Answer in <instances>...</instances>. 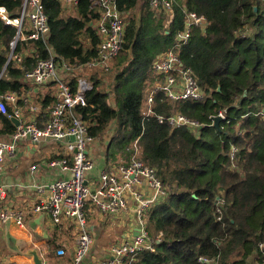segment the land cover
I'll use <instances>...</instances> for the list:
<instances>
[{
	"label": "trees",
	"instance_id": "trees-1",
	"mask_svg": "<svg viewBox=\"0 0 264 264\" xmlns=\"http://www.w3.org/2000/svg\"><path fill=\"white\" fill-rule=\"evenodd\" d=\"M21 3L0 0L12 16ZM118 6L128 18L123 49L113 59L111 93L94 74L86 105L76 112L87 122L89 135L107 145L102 156L106 164L116 162L119 153L128 156V164L136 153L166 189L163 200L145 216L153 251L140 252L133 264H251L259 258L257 243L264 240V0H175L170 22L150 8L149 0H119ZM44 11L50 28L47 44L55 54L69 64L96 59L100 40L93 25L98 13L88 0H79L66 10L70 13L58 1L46 0ZM185 11L206 23L204 29L191 27L187 45L177 53L204 99L172 101L156 92L153 114L145 117L146 79H159L152 74V62L184 30ZM15 35L16 29L0 20V95L20 93L26 87L25 72L36 64L29 56L20 65L7 63ZM25 49H36L41 58L47 54L41 41L18 43L14 52ZM51 102L47 95L40 104L45 109ZM11 112L8 107L7 114L0 113L2 139L16 130ZM220 113L225 119L217 130L212 119ZM173 114L202 127L195 134L157 119ZM231 146L237 149L233 160ZM217 198L223 201L219 206Z\"/></svg>",
	"mask_w": 264,
	"mask_h": 264
},
{
	"label": "built area",
	"instance_id": "built-area-1",
	"mask_svg": "<svg viewBox=\"0 0 264 264\" xmlns=\"http://www.w3.org/2000/svg\"><path fill=\"white\" fill-rule=\"evenodd\" d=\"M44 1L46 0H22L14 16L0 6V20L4 25L16 29V35L10 42L7 63L13 61L20 65L25 56L36 59L34 68L25 72L23 78L29 89L25 88L20 93L7 92L0 95V113L7 114V108L11 107L12 112L8 117L20 122L13 134L0 138V176L5 170L7 159L16 155L18 145L27 142L37 148L43 144H59L62 151L57 154L61 157L31 165L28 168L30 185L13 186L20 190H34L35 199L30 208L31 213L48 216L56 227H61L62 224L74 226L73 258L70 263L63 264H84L89 255L93 239L87 225L88 211L94 210L108 219H119L128 213L129 203L133 202V220L134 228L138 229L137 235H128L114 244L110 249V256L97 263L133 264L140 252L153 251V241L145 229V216L148 209L163 200L166 189L156 176L155 170L135 157H132L128 164L120 161L117 165L108 166L94 175L95 159L90 156L86 147V144L94 139L89 135L87 122L76 112L77 108L86 105L85 95L93 86L76 73L84 69L107 71L110 62L123 49L126 21L119 10V0H88L90 8L98 13L94 28L100 41L96 59L85 64H69L47 44L50 28L44 11ZM56 1L61 3L65 10L74 9L79 2ZM174 2L175 0H149V6L158 12L171 13L172 17ZM185 15L184 30L176 32L172 46L152 63V71L160 81L155 83L146 96L143 109L145 117L153 114L156 92H163L172 101L204 99L203 91L193 72L182 64L177 53L187 45L191 27L204 29L206 23L202 27L204 18L193 12L185 11ZM27 41L43 42L47 51L46 57L41 58L36 49L14 52L18 43L26 44ZM47 86L54 89L51 105L45 110L49 119L38 126V122L25 120V112L21 106L28 105V112L34 115L41 112L39 107L29 101V96L34 89ZM262 114L264 116V110ZM218 116L225 119L223 113ZM157 119L173 127H189L195 134L202 127L201 124L179 114L157 116ZM236 153V147L231 146V160ZM41 170L51 176H57L56 180L37 181L36 177ZM141 186L147 189V195L143 194ZM9 188V185L0 182V224L13 222L17 226H23L24 211L9 209L3 203ZM216 201L218 205L223 202L220 198ZM257 252L259 258L254 259L251 264H264V240L257 243ZM55 254L62 258L65 251L58 249Z\"/></svg>",
	"mask_w": 264,
	"mask_h": 264
},
{
	"label": "crops",
	"instance_id": "crops-1",
	"mask_svg": "<svg viewBox=\"0 0 264 264\" xmlns=\"http://www.w3.org/2000/svg\"><path fill=\"white\" fill-rule=\"evenodd\" d=\"M66 12L70 13L69 11ZM164 15L170 22L173 14L172 17L171 13H164ZM89 71L99 76L98 73L104 70ZM152 74L155 76L153 71ZM86 79L93 84L91 77ZM24 86L29 89L26 83H24ZM52 90L53 88L51 86L34 89L33 93L29 96V101L42 111L40 102L47 95H50L53 99ZM49 107L42 109L48 110ZM21 108L27 114H31L28 112V105L22 104ZM46 115L49 119L47 112L43 114L39 112L35 115L33 114L32 119L28 121L38 122V126H40L42 122L48 120L45 118ZM21 145L22 149L17 150L14 157L7 159L5 170L0 176V182L10 187L6 199L3 202L5 207L12 210H23L24 225L17 226L13 222L0 224V264H33L32 256L29 253L34 250L37 251L42 264L70 263L74 253V226L72 224H62L61 227H56L52 224L48 216L31 213L30 208L35 199L34 190L31 188L20 190L13 186L14 184L30 185L31 180L29 179L28 168L35 163L61 157L57 152H61L62 147L59 144H43L36 148L27 142ZM99 155V163L101 166H97L95 162L94 175H97L104 168L112 166V163L106 164L104 162L101 152ZM38 175L36 177L37 181H54L57 178V176L49 175L45 170H41ZM141 188L143 194L147 195V189L144 186H141ZM129 209L128 213L119 219H108L94 210L88 211L86 219L93 243L84 264H97L105 260L110 256V249L114 244L120 242L128 235H134V232L138 229L134 228L133 202L129 203ZM58 249L65 251V255L62 258L57 257L55 254Z\"/></svg>",
	"mask_w": 264,
	"mask_h": 264
},
{
	"label": "rangeland",
	"instance_id": "rangeland-1",
	"mask_svg": "<svg viewBox=\"0 0 264 264\" xmlns=\"http://www.w3.org/2000/svg\"><path fill=\"white\" fill-rule=\"evenodd\" d=\"M138 8H139V6L137 7V9ZM123 17H124L125 21H127L128 14H123ZM165 19H166V17H165ZM204 26H205V22L202 21V27H204ZM113 64H114V60L110 62L109 68H108L107 71H100V73H98L99 74V77H100V80H102V82H103V85H102L103 90H105V92H108V93H111L110 90H111V88H112V86L114 84V76L116 74V72H115L116 70L114 69ZM93 73L94 72H92V71H89L87 69H84L82 72H77L76 75L78 77H81V78H85L86 79V78H90L91 76H93L94 75ZM151 78H152V75H151ZM151 78L148 77L146 79V84H147L146 85V88H147L148 92L155 85V80L154 79H153L154 80V83L153 82L152 83L150 82V79ZM158 81H160V80L157 79L156 82H158ZM52 91L54 92V89ZM109 100L111 102L113 101L112 95L109 97ZM263 110H264V107L261 110L262 113H263ZM32 117H33V114H27V112H25V120H30V119H32ZM104 138H107L108 141L110 139L108 135H106ZM86 147H87V150L90 152V156H93L94 157L97 166H101L100 163H99V159H100L99 153L100 152L102 154L105 153L107 145H105V143L104 144H100L99 139H94L91 142H88L86 144ZM21 149H22V145H18L17 146V150L19 151ZM125 155L126 154L119 153V155L116 156V160L117 161L114 162V163H112V165H117L118 162L124 161V159L128 158V156L127 155L125 156ZM133 157L136 158V155L134 154ZM109 162H113V161H109ZM216 203H217V201L215 202V205L216 206H219L218 203L217 204Z\"/></svg>",
	"mask_w": 264,
	"mask_h": 264
},
{
	"label": "water",
	"instance_id": "water-1",
	"mask_svg": "<svg viewBox=\"0 0 264 264\" xmlns=\"http://www.w3.org/2000/svg\"><path fill=\"white\" fill-rule=\"evenodd\" d=\"M10 120L14 124L15 127L19 126L20 122L18 121V119L11 118ZM221 121H224V119L221 116L214 117L212 119V127L217 129V130H219V124H220ZM101 155H103V154L101 153ZM137 233H138V230L134 232V236H136ZM29 255L32 256L33 264H42V261H41L40 257L38 256L37 251H35V250L31 251L29 253Z\"/></svg>",
	"mask_w": 264,
	"mask_h": 264
}]
</instances>
